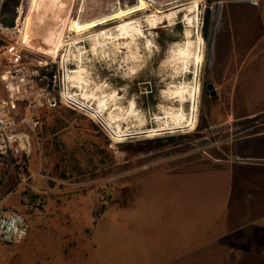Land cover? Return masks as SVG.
Returning <instances> with one entry per match:
<instances>
[{"label":"rangeland","instance_id":"374dc122","mask_svg":"<svg viewBox=\"0 0 264 264\" xmlns=\"http://www.w3.org/2000/svg\"><path fill=\"white\" fill-rule=\"evenodd\" d=\"M146 1L145 12L123 21L155 9L168 16L157 26L143 27L140 37L122 41L101 39L99 33L113 34L121 20L110 18L81 34L67 27L74 18L88 21L135 0H0V46L21 37L32 47L23 59L47 65L48 55L70 44L69 56L86 69L82 87L93 96L118 91L116 104L122 109L110 101L101 115L108 120L110 111L118 119V126L110 120L112 129L129 133L110 139L85 115L58 108L40 117L30 134L29 155L14 165L16 172L44 175L65 196L78 197L79 206L89 208L93 243L106 248L99 258L108 264H264V76L253 75L238 59L248 44L232 27H239L241 18L233 19L229 6L247 1L197 0L195 7L193 0ZM256 4L259 9L262 2ZM255 13L235 12L247 20ZM231 20L236 23L229 27ZM149 37L153 46L147 50L140 39ZM137 40L138 58L132 59L123 45ZM197 45L203 53L195 73ZM185 47L190 56L183 61L176 52ZM195 82L196 119L189 129L191 100L178 104L166 99L165 91L186 85L192 92ZM207 82L214 96L208 95ZM5 94L0 84V98ZM129 98L142 122L135 113H124ZM89 101L93 105L95 98ZM171 106L181 108L184 117L176 122L182 128L167 131L172 122L165 111ZM156 125L166 128L153 136L138 132ZM215 126L227 129L215 131ZM203 136L217 140V146L204 144ZM22 241L0 244V264H25Z\"/></svg>","mask_w":264,"mask_h":264},{"label":"crops","instance_id":"0c3cea01","mask_svg":"<svg viewBox=\"0 0 264 264\" xmlns=\"http://www.w3.org/2000/svg\"><path fill=\"white\" fill-rule=\"evenodd\" d=\"M246 1L247 3L229 5L232 18H241L238 20L241 25L232 27L241 31L248 44L247 50L240 53L238 59L246 61L243 68L247 66L249 70H253V75L264 76V0H259L262 2L259 9L254 8L258 0ZM235 12L256 13L248 15L251 20H247L244 14L236 15ZM233 23L236 21H229V27ZM140 33L124 34L119 38L122 41L129 40ZM148 39L152 43L150 37L140 40L143 42ZM137 43L138 40L126 43L123 47L127 49L130 44L134 46ZM176 54L181 60L186 61L190 51L186 47L178 48ZM108 98L112 100V97ZM121 109L122 107H119V110ZM131 111L130 107H124V113L128 114ZM178 120L181 119L175 120L174 123ZM115 125L118 126V123ZM15 167L10 160L0 165V209L16 210L27 222L28 229L22 241L23 247L20 246L25 264H108L99 258L106 252V248L96 246L91 238L93 222L88 212L89 208L87 206L81 208L78 197L65 196L60 186L57 183L53 185L47 183L44 175L30 171L25 177L21 173L18 174ZM235 184L238 187V183ZM20 247L17 245L16 249L20 250Z\"/></svg>","mask_w":264,"mask_h":264},{"label":"built area","instance_id":"2783aa9c","mask_svg":"<svg viewBox=\"0 0 264 264\" xmlns=\"http://www.w3.org/2000/svg\"><path fill=\"white\" fill-rule=\"evenodd\" d=\"M14 22L13 28L18 30ZM68 46H60L61 50L57 48L54 55H48L50 63L47 65L23 59L25 51L32 47L21 37L0 46V84L6 93L0 98V165L10 160L13 166H20L19 159L29 155L30 134L40 117L58 108L85 115L108 138H113L112 129L106 126L102 116L90 113L89 98L81 99L78 87L68 78L77 61L73 55L69 56ZM118 136L124 138L129 134L119 133ZM27 229L20 212L0 209V244L21 240Z\"/></svg>","mask_w":264,"mask_h":264},{"label":"bare ground","instance_id":"6f19581e","mask_svg":"<svg viewBox=\"0 0 264 264\" xmlns=\"http://www.w3.org/2000/svg\"><path fill=\"white\" fill-rule=\"evenodd\" d=\"M135 1H136V3L133 6L127 7L126 9H119V10H116V11H112L111 13H109L107 15H104V16H101V17H98V18H94V19H91V20H88V21L82 22V21L74 18V19H72V20L69 21L67 30L73 31L75 33H80V34L83 33V32L85 33V31H87L88 29H91V28H93L95 26L97 27V25L100 26V24L105 23V21H107L108 19L112 18L113 21H115V20H117V21L121 20L122 21V22H120V23H118V24H116L114 26V32H113V34L108 33V31H106V32L100 31L99 33L101 34L100 35V38L101 39H103V38L104 39H110V38L116 39L117 37L119 38L120 35H124V34H129L130 35L131 33H140V32H143L145 30V29L143 30V27L151 28V27L157 26L158 23H161L163 21L164 17L168 16V13L169 12L167 14H162V12L159 11V9H155L154 11H150V13H146L145 15L139 16L138 18L136 17L135 19H130V20L123 21L125 18L130 17L131 15H133L135 13L145 12V9L148 6V2L146 0H135ZM196 1L197 0H193V2H192V6L193 7L196 6ZM219 6L221 7V4L220 5L217 4V8L218 9H219ZM217 8H216V12H217ZM160 12H161V14H160ZM186 20H187L188 23L191 22V19L188 16L186 17ZM179 22H181V21H179ZM171 23H173V22H171ZM196 25H198V24H196ZM196 29H198V28H196ZM48 33H50V30L49 29H47V31H46V34H48ZM41 37H42V40H43L44 43H47L48 42V37L45 34L44 35H41ZM197 40H198V44L199 43L202 44V38H201L200 35H197ZM151 46H153V44L151 43V41L149 39L143 41V47L146 48L147 50H150ZM90 47H91V50L94 51V48L95 47L93 45L90 46ZM86 48H87V46H86ZM137 49H138V43L136 45H134L133 48L130 46V47H128L126 49L127 51L130 52V56H131L132 59H137L138 58L137 55H134V53H136L138 51ZM81 51H83V50H81ZM202 53L203 52L200 49V46H198L197 53L195 54V57H194V64H195L194 65L195 66V71L194 72L195 73H196V71L198 72V69L197 68L201 64V61H202ZM73 70H74L73 73H69L68 74V78H69V80L71 82L75 83L76 86H78L79 88H81L82 92L80 93L79 97L81 99H83V100H87L89 97L95 98V101L92 102L93 103V105L91 106L92 112H90V113H94V114L95 113H98L99 115H101V110H103L105 108L106 104H108L110 101L112 102L113 107L115 106L118 109H119V107H121L120 105L116 104V102H119L120 99H121L120 96H119V94H118V91H116L114 88H112V89H110L106 93H100L98 96L95 94L93 96L92 95V91H88V90L85 89V87H82V84H84V86H85V84H86V82L88 80L87 78H84V76L86 74L85 67L83 65H81V64H76V66H74ZM130 72L131 73H134V71L132 70V68H130ZM198 75H199V73H198ZM192 87H193L192 88V92H189L188 91L186 85H184V86H175L172 89L169 88V89H167L165 91V98L166 99L174 98L173 100L177 101L178 104L185 103V101L187 99H190L191 100V102H190L191 103V105H190L191 114H190V118L187 121V124L189 126V129H191V128L194 127V123H195V119H196L195 118V110H196V98H197L198 91H199V84H198V82H195V84ZM78 91H79V89H78ZM158 94H157V96H158ZM108 97H112V100H110V98H108ZM161 97H162V95H161ZM125 107L126 108L130 107L131 110H132L131 111L132 114L135 113L136 114V117H137V119L139 121L142 122L144 120L143 119V115L141 113H138L136 111L135 102H134V100L132 98H129V99L126 100ZM165 113L167 114L168 118L172 122V125L170 127H168L169 129L167 131H169V130H175V128H180L182 126L181 123H179V124L174 123L175 120L182 119L184 117V112H183V110L181 108H173L171 106L168 110L165 111ZM134 115L132 117H134ZM115 116L116 115H111V112L108 111V120H105L104 119L105 124H106L107 127L111 128V129L113 128V126H111V124H110V120L112 122H115V124H117V120L118 119ZM102 118H103V116H102ZM119 118H123V117H119ZM152 125H154V124H152ZM114 128L115 129H112V131H111L112 137L115 140H120L122 138V137H119L118 136L119 135L120 128L119 127H116L115 125H114ZM164 128H166V127H162L160 125H156L154 127L146 128L143 131H138V132L141 133V134H144L146 136H153L155 134L160 133L161 130H163ZM171 128H173V129H171ZM115 133H117V134L115 135ZM127 134H129V133H127Z\"/></svg>","mask_w":264,"mask_h":264},{"label":"flooded vegetation","instance_id":"af4514ba","mask_svg":"<svg viewBox=\"0 0 264 264\" xmlns=\"http://www.w3.org/2000/svg\"><path fill=\"white\" fill-rule=\"evenodd\" d=\"M34 5H36V4H34ZM33 5V6H34ZM19 11V10H18ZM138 37H140V36H138ZM195 57V56H194ZM208 83V82H207ZM205 85H206V83H205ZM206 88V87H205ZM206 91H207V93H208V89L206 88ZM209 95V94H208ZM210 96V95H209ZM214 96V95H213ZM220 124H222V125H224V122H222V123H220ZM207 126H209L208 124L202 129V130H207ZM216 128H215V131H218V129L219 130H224V129H227V127H219V126H215ZM222 136V135H221ZM218 137V136H217ZM224 136H222L221 138H220V140H219V144H220V146H221V150L222 151H224V153L225 154H227V153H229V148H227V144L225 145V141H224ZM202 139H205L203 142H204V144H209V145H213V144H215L216 146H217V140H215V139H211L210 137H205V136H203L202 137ZM223 144H224V146H223ZM226 146V147H225Z\"/></svg>","mask_w":264,"mask_h":264},{"label":"water","instance_id":"95a60500","mask_svg":"<svg viewBox=\"0 0 264 264\" xmlns=\"http://www.w3.org/2000/svg\"><path fill=\"white\" fill-rule=\"evenodd\" d=\"M205 87L208 89V94L213 96L215 94L213 84L211 82L206 83Z\"/></svg>","mask_w":264,"mask_h":264},{"label":"trees","instance_id":"16d2710c","mask_svg":"<svg viewBox=\"0 0 264 264\" xmlns=\"http://www.w3.org/2000/svg\"><path fill=\"white\" fill-rule=\"evenodd\" d=\"M67 110H69V109H67ZM70 111H72V110H70Z\"/></svg>","mask_w":264,"mask_h":264}]
</instances>
